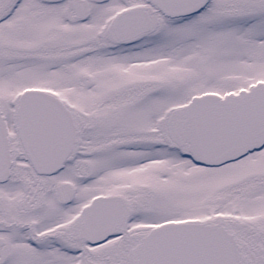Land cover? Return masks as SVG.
<instances>
[{"label":"rangeland","instance_id":"obj_1","mask_svg":"<svg viewBox=\"0 0 264 264\" xmlns=\"http://www.w3.org/2000/svg\"><path fill=\"white\" fill-rule=\"evenodd\" d=\"M1 3L0 16L10 11L14 0ZM219 3L224 6H218ZM122 5L121 0H110L93 6L84 22L74 20L76 24H69L68 43L60 35L35 40L26 32L19 33L16 22L22 10L2 18L0 101L3 109L0 107L9 116L12 105H16L15 101L27 88L53 93L61 99L64 95V99L71 102L80 128L79 148L65 170L50 179H36L35 195L39 199L53 197L56 187L65 184L66 178L70 179V171H76L77 177L78 170L83 169L82 162L88 169L91 160L92 169L82 181V187L88 192L129 196L125 199L129 236L121 240L115 235L99 247L87 245L94 262L80 263L75 257L62 260L55 256L51 261H44L35 253L31 257L27 256L28 252L18 253L17 243L22 237H6L8 232L3 236L0 230V239L9 249L0 264H134L131 250L150 229L166 221L190 219L222 224L236 221L242 228L250 229V234H258L257 241L264 240V150L217 169L201 168L179 157L176 149L175 152L155 149L156 144L163 143V134L153 128L157 116L186 101L195 90H237L264 79V0H213L195 17L182 20H167L151 9L156 18L150 33V38L155 39L147 50L149 59H139L137 52L110 51L102 44L94 52L87 49L84 54L79 50L80 40L87 43L105 40L108 44V32L102 37L106 34L102 22L106 14L119 9L114 6ZM133 5H137L136 0H125L124 7ZM32 7L33 3L27 1L25 8L31 10ZM224 15L232 18L224 23ZM97 31L102 32L100 38H96ZM83 56L85 78L80 77ZM99 68L110 70H107L106 81ZM145 75L149 84L141 86L140 77ZM157 79L160 82L151 81ZM67 82H71V86L65 84ZM79 83L86 89L85 104L92 103L103 92L120 95L102 94L112 97L113 101H107L105 96V103L90 111V106H83L78 99ZM139 113L143 119L140 117L141 121L137 122L134 116ZM15 146L14 173L19 177L30 175L31 167L23 161L16 141ZM87 150H94L92 158L81 155ZM12 185L2 190L12 189ZM78 185V199L74 204L49 205L46 210L54 209L51 210L54 213L71 209L69 218L80 202L91 195ZM64 190L62 187L61 192ZM15 192L17 199L24 197L23 189L15 187ZM0 194L4 196L1 191ZM8 206L1 201L0 213ZM68 218L62 224H67ZM81 244L83 242L77 245ZM259 248L260 254L252 253L257 260L254 255L250 256L252 247L245 249L248 264H264V247Z\"/></svg>","mask_w":264,"mask_h":264},{"label":"flooded vegetation","instance_id":"obj_2","mask_svg":"<svg viewBox=\"0 0 264 264\" xmlns=\"http://www.w3.org/2000/svg\"><path fill=\"white\" fill-rule=\"evenodd\" d=\"M7 0H0L1 2H4ZM27 1H30L33 3V7L31 10L25 8V4ZM110 0H105V1H95V0H78V10L74 5L75 0H14V3L12 4V7L10 11L6 14H1L0 16V21L3 18H6L10 16V14L14 11H21V17L19 18V21L17 23V29L18 32L24 33L26 32L27 35H30L33 37L35 40L37 39H42L46 38L47 36L50 35H60L61 38H65L66 43L69 41V33L68 31V26L69 24L73 23L74 20L82 23L84 22L87 18L88 15L91 11V8L93 6H101L102 4L108 2ZM221 2H225V0H220ZM122 6H114V9L117 7L119 9L113 10L112 14H106L105 19L103 23V26L106 28V34L102 35V32L97 31L96 33V38L102 35V37H106L107 32L109 34L108 36V44L107 41H100L96 42L91 41L90 43H87L85 41H81L79 43V50H82L83 53H86L87 49H91L93 52L97 49L100 48V45L102 44L103 48H108L110 51H117L121 50V52L124 53H131V52H137L139 59H149L147 55V50L148 47L153 43L152 40L155 39L154 37H151V30L153 26L154 19L156 16H154L150 10L155 9L156 11L160 12L150 1L148 0H136L137 5L133 6H126L125 5V0H121ZM213 0H208L205 8L209 6ZM22 5V7H21ZM222 3H219L218 6H222ZM224 6V5H223ZM135 11V10H140L145 13V15H137L133 18H130V21L133 22V24H130V28L128 31H120L117 32L114 29V24L116 22V19L118 15L122 12L125 11ZM220 11V10H219ZM199 13V12H198ZM191 14L188 16H179V17H170L166 16L165 14H162L160 12V16L167 19V20H175V19H190L191 17H195L196 14ZM215 16V15H214ZM132 17V16H131ZM211 18V17H210ZM232 18L231 16L224 15V23L226 22V19ZM18 20V18H17ZM238 22V19H236ZM34 22H38L39 24H35ZM34 24V25H33ZM76 24V23H73ZM147 24H150L151 27L148 30H141V28L145 27ZM14 27V26H13ZM15 29V28H14ZM107 29H109L107 31ZM110 31V32H109ZM135 32V33H133ZM157 34V33H155ZM154 34V35H155ZM153 36V35H152ZM104 51V50H101ZM109 51V50H106ZM105 51V52H106ZM83 54V55H84ZM84 62L81 64L80 68V77H84V73L86 70L84 69L85 67V56L81 58V60ZM145 61H143L144 64ZM99 70L103 73L104 78L106 81L107 80V75L110 72V70H105L99 68ZM132 76V75H131ZM130 76V77H131ZM145 77H148V75L142 76V78L139 81V84L141 86H144L145 84H149V81L146 80ZM86 81V80H85ZM153 82H160V80H151ZM82 83V82H81ZM81 83H79V92L77 93L78 99L81 101V104L83 106H86L90 111L97 107L100 103L104 102L105 103V96L108 98V100L113 101L112 97H109L107 95H103L104 93H109L110 95H120L119 93H114V92H103L100 93L96 97V99L89 104H85L84 98V92H86V89L81 86ZM65 84L70 85L71 82H67ZM64 84V85H65ZM63 85V83H62ZM71 86V85H70ZM218 90V89H217ZM209 90H200V91H193L190 93L188 98L186 99L187 102L191 99L192 96L197 95V94H202L204 92H208ZM217 92L219 93H225L223 91L218 90ZM112 93V94H111ZM75 94V93H74ZM73 94V95H74ZM76 95V94H75ZM64 95L62 98V101L67 105V107L71 110L72 116H73V121L76 126V142L74 144L73 151L71 154L68 156L64 163V167L62 170H65L67 167V164L71 161H73L75 158V151L78 150L79 148V133H80V128L78 126L76 116L73 113V110L71 108V102H67L64 99ZM182 102V103H184ZM0 105L2 107L1 101ZM93 107V108H92ZM3 109V107H2ZM5 115L8 128H9V137H10V145L12 149V166H11V173L6 179H1L0 180V191L4 194L2 196L0 194V204L1 201L4 204V206H8V209L4 211V213H0V230L3 231V236L6 234L7 236H13V237H19L21 236L22 238L20 239L19 244L17 243V251L18 253L25 254L28 252L27 256H30L31 254L33 255L35 253L38 255H41V260L44 261H51L55 256L57 258H60L62 260H67L68 258H73L77 260V262L80 263H85L87 260L94 262L93 259H90L91 254L89 252V247H99L105 244L111 237L117 236L118 239L124 240L127 238L128 235V225L125 224L126 222V215L128 213V205L126 202L125 196H121L119 194H110L106 192H95L91 191L88 192L82 187V181L86 178H88V172L92 169V161H89L88 169L86 168V164L82 162V167L83 169L78 170V176L76 177V171H70L68 173V178H66L67 181H65V184L58 185L56 187V192L54 193L53 197L50 198H44V199H39L37 197L36 192L33 190V185L36 183L37 178H53L55 175H57L59 172L46 175V174H38L36 173L29 161L27 160L26 157H24L23 161L28 164L31 169L30 171L32 172L30 175L26 176H17L14 173V166L17 161V158H15V153L14 150L16 149L15 146V141L20 145V150L21 148V143L18 137V134L16 131H14V126H13V118H12V113L9 112V116H7L6 113L3 112ZM136 117V118H135ZM143 119L142 113L136 114L134 116V119L138 122ZM153 128L156 129V131L161 132L163 134V143H158L154 147L155 149L159 148L160 150H171L173 151L175 149V146L167 141V131H166V112L163 113V116H157L154 121H153ZM14 137L17 138L14 139ZM168 146V147H167ZM264 150L261 149L259 151H255L251 154L255 153H260ZM94 150H92L93 152ZM89 152L88 150L86 152H82L83 156L92 158L93 157V152ZM97 152V151H96ZM175 152V151H173ZM250 155V154H249ZM247 155V156H249ZM74 158V159H73ZM86 161V160H85ZM77 180L76 181H71V180ZM68 182L70 184H68ZM30 183V186L28 185ZM10 184H13L12 189H7V190H2L6 186H9ZM76 184H79L78 186L82 187L84 192L91 193V195L88 197L87 200L81 201L80 204L78 205L77 209L75 212L71 213L70 217L69 216V211L71 212V209H68L69 211L63 212V210H56V212L52 213L51 210H46L48 206H53L55 204H60L64 207L67 205L72 204L73 202L75 203L76 200L78 199V191H76ZM81 184V185H80ZM15 187L23 189L24 197H14L15 195ZM62 187L65 189L64 192H61ZM39 188V187H38ZM32 194L30 195V193ZM96 197H105V198H117L121 199L123 202L122 204L125 207V214L121 216L119 223H116L113 225L114 228V233L110 234L107 239L103 242L100 243H92L91 239V234L89 231L88 223L82 219L81 217V212L85 210L88 206L91 205L92 200ZM73 203V204H74ZM65 209V208H63ZM62 212V213H60ZM3 215V217H1ZM68 218L67 221V226L63 223L62 221ZM58 220V222H56ZM56 222V223H55ZM211 222V221H209ZM7 223V225L5 224ZM221 225H223L229 232L233 233L237 246L240 250V255H241V261L242 264H248V261L246 260L245 256V249L251 248L252 247V252L250 253L251 258H253L254 254L259 253L260 254V246L264 247L262 243L263 241H257L259 238L258 234H250L251 230L246 227L242 228L241 224L236 221H231L228 224H222L220 222H216ZM70 224V227H69ZM88 224V225H87ZM8 227V228H7ZM66 227V228H65ZM78 228V229H77ZM77 229V230H76ZM251 237H255L254 239H251ZM257 239V240H256ZM6 242V241H5ZM80 242H83L81 245H77ZM256 245V246H255ZM8 247L4 243V240L0 239V262H3L5 259V252H7ZM9 250V249H8ZM132 252V258H133V263H134V255H133V250ZM254 253V254H252ZM37 256V255H36ZM90 256V257H89ZM31 257V256H30ZM261 256L259 255V258ZM255 260L256 256L254 255ZM3 259V260H2ZM261 258L259 259V261ZM32 262V261H30ZM135 264V263H134Z\"/></svg>","mask_w":264,"mask_h":264},{"label":"water","instance_id":"obj_3","mask_svg":"<svg viewBox=\"0 0 264 264\" xmlns=\"http://www.w3.org/2000/svg\"><path fill=\"white\" fill-rule=\"evenodd\" d=\"M153 2L167 14L190 11L188 6ZM199 8L196 6L194 10ZM33 95L42 98L31 101ZM37 103L44 108L34 113L37 109L33 106ZM50 105L54 108L51 114L47 112ZM19 112L20 137L34 168L40 173L59 169L70 151L66 146L67 117L60 101L43 91L28 90L20 100ZM168 130L171 140L188 145L189 152L202 164L219 165L258 149L264 144V82L238 95L196 97L190 104L172 111ZM0 160H5V164H0V179H5L12 160L1 110ZM139 250L140 264L241 263L232 236L220 226L205 224L166 223L153 229Z\"/></svg>","mask_w":264,"mask_h":264}]
</instances>
